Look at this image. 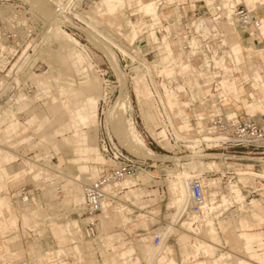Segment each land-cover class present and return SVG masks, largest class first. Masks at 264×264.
I'll list each match as a JSON object with an SVG mask.
<instances>
[{
  "label": "rangeland",
  "instance_id": "obj_1",
  "mask_svg": "<svg viewBox=\"0 0 264 264\" xmlns=\"http://www.w3.org/2000/svg\"><path fill=\"white\" fill-rule=\"evenodd\" d=\"M60 1L64 2V0ZM149 1L151 0H140L141 5ZM164 1L165 3L167 2V0ZM187 1L198 2L199 10L201 11V15L198 17L211 18V10L204 1L183 0L182 2L186 3ZM85 2L87 6H90V12L87 13L86 17L91 30L81 28L79 29L80 32L77 30L67 32L63 29L64 20L59 21V24H55V27L50 24L49 15L52 8L48 5L49 0H0V197L9 200L13 211L18 216V227L16 229L0 232V264H39L40 254L45 255L48 252L57 250L59 243L53 229L55 227H63L68 222L73 221L80 223L79 227L85 223V211L83 209L84 184L91 183L97 179L101 170L107 166V163L101 166L89 164L90 167L97 166L96 177H92V179H78L76 177V181L74 180L73 177L78 175L79 171L77 165L70 161L74 157L72 148L65 145L57 152L51 144L54 127H56V118L60 112V104H58L60 101H88L89 98L93 101H100L96 123L97 149L98 154L106 159V154L102 150L100 142L102 137H107V143H110V139L113 138L114 143L119 144L122 148H124L122 144L126 146L121 139V127L125 119V108L121 104V99L119 100L122 93V76L132 102L133 117L137 128L146 141L147 147L160 156L157 160L151 159L148 161L151 166L148 174L141 172L133 177L126 178L134 180L135 183L138 182L137 188L142 189L136 191V193L141 197L135 199L134 194L127 193L129 190L124 191L120 197V206L115 210H107L101 216L99 236L95 243H93L92 239L84 237L83 232L78 231V225L76 228L71 227L70 229L72 230L66 232L69 236L67 246H82L87 253L86 256H89L85 257L83 262L88 263L91 258L89 251L86 250L90 246L88 243L93 246L90 252H95L94 257L97 259V264H104L102 252L112 256L133 245L137 250V256H140L139 246L141 244L143 245L144 256L145 253L152 251L151 243L155 232L162 231L166 223L170 224L171 214L175 212V209H170L172 204V195L169 190L171 183L178 172L183 170L182 164L187 165L190 163L195 152L198 151L200 154L208 153L202 150H193L192 146L190 152L189 148H184L180 151L175 150V147L167 141H162L159 138L158 140L153 139L151 132L158 133L156 115L151 103L154 100H150V103L145 106L152 116V121L148 124L142 121L140 107L137 103L139 100L135 92L134 80L136 78L147 80L146 83L150 85V88L151 82L160 83L161 80L169 88H177V86L185 83L187 77H182L179 68H177L175 79H170L169 83L168 77L159 74L156 71V67H154V61L160 60V57H158L160 55L157 56L158 52L160 54V50L156 48V44L153 47V43L150 42L152 45L149 44L147 48H140L142 40H147L148 28L144 29L143 33L139 32L140 38L136 40L138 35L136 36V33L127 26V21L131 20L139 26L143 23L150 24V22L149 18L143 16L142 11L136 5L137 3L131 1L125 10L110 16L106 12L107 8L103 0H92V3L91 0L90 3L85 0ZM213 2H217V6L222 7L221 10H214V16L225 17L228 21H231L230 26L235 27L236 33V29L239 26L236 24L235 16V7L237 5H241V7L248 9L250 12L255 11L254 13L258 14L260 18L264 17V5L259 6L260 4H258L253 9H250L245 0H213ZM231 4L234 5L233 11L225 15L226 7ZM176 5L163 11L165 14L172 11L176 13L173 18H170L171 20L174 17L186 15L190 11L187 8L184 13L180 12L179 9H176ZM43 11H45V14ZM46 13H49V15L46 16ZM188 16L196 18L194 13L191 15L189 12ZM69 18H71L70 21L66 18L68 22L75 25L73 18ZM166 26L168 25L165 24ZM173 29L175 28H170V33L165 32L164 28L158 29L159 38L162 39L163 35L172 34ZM60 32L77 40L80 43V45H77L79 47H74L75 44L70 39L63 40L58 37ZM217 42L218 40L212 41L213 44ZM83 45H86V47H83ZM245 46L248 50H260L261 55L252 60L247 59L246 65H255V67L261 69L262 75L259 77L264 79V43L254 45L252 41H249V43H245ZM181 48V46L177 45L174 49L175 53L181 55L182 51L179 50ZM214 50H216V46ZM85 51H87L92 60H90ZM229 51V47L225 48L226 57H228ZM113 52L118 58V66L122 72L117 70L112 64L111 54ZM125 53L130 54L135 60L126 57ZM79 54L80 58L77 56ZM144 54H147L145 55L146 57L143 56ZM146 62L148 64L151 62V66ZM193 62L194 66L198 67V59H194ZM242 64L245 63L242 62ZM227 65H230L229 58H227ZM248 66L247 68L252 71H246L247 68L245 67L244 71L242 69L243 73L236 74L234 78L239 79L241 81L240 87L245 88L246 95L241 97L240 101L242 102L245 98L249 105L246 104L247 106L242 107L240 101H232V104L237 103V106L228 105L227 103L223 105H225L226 110H235L242 117L250 116L263 125L264 83L257 82V79L244 83L245 77L249 75L252 78L255 70ZM147 71L150 72L152 77L154 76L152 78L153 81L150 80ZM208 75H211V73ZM222 75L224 74H219L220 78L217 80L218 82L220 80L221 86L226 88L227 81L221 79ZM200 83L204 84L203 80ZM214 84H217V81ZM254 84L257 85V90L253 89ZM188 91L190 92L189 89ZM159 92L157 90L160 100L164 101L161 92ZM252 93L255 95L254 101L257 102L256 104L260 109L255 111L254 116H252V110L249 107L253 104V99L251 100L247 96V94ZM187 99L189 100L190 98L185 97V100ZM117 101L118 103L116 104ZM184 102L187 103L186 107H188L189 101ZM114 105L115 107L111 111ZM193 108L197 109L199 105L194 104ZM110 111L111 118L109 122ZM194 111L193 109L186 110L184 115L185 118H188L184 122L186 129L193 126ZM16 116L19 121L15 123L14 119H16ZM33 116L35 117L34 123L29 124L28 121ZM14 125H16V132L15 130L13 132L10 131L9 128ZM126 140L132 147L129 138V124L126 129ZM124 150L128 151L126 148ZM128 152L131 153L130 151ZM228 155H230V158L227 160L224 159V156H216L223 160L217 161L219 170L214 171L221 172V174L226 171L230 172L225 179L219 174L215 178L221 179L219 186L212 189L213 192H217V201L219 200L220 202L223 195L228 196L231 182L238 183L247 198V202L250 203L253 200L260 202L264 209V180H262V177L259 178L260 175H264V149L250 147L241 150H230ZM208 158L210 157H206L204 161L211 162L212 160ZM62 168L66 169L62 171ZM249 168L253 170H247ZM207 171L203 170L202 174H198V171L192 169V174L201 178L205 186V181L212 179L207 173L205 176L208 179L205 180L203 178ZM31 172L33 174H29ZM241 172L249 174V176L256 179L239 174ZM60 173L66 174L62 177ZM246 178L249 179L245 181ZM52 180L57 184V188H60L59 190H56L55 186L53 188L51 186L50 189V186L45 182ZM240 180L243 181L240 182ZM176 182L178 184L177 178ZM73 184L75 187L72 193L77 190L82 198L79 207L72 206L70 201L72 195L69 192V186ZM156 189H160L161 194L165 192V195L161 196L158 191H152ZM22 193H28L29 202L23 201L24 196ZM209 193L210 190L207 188L208 198L210 197ZM148 195L150 196L148 197ZM128 196L132 197L131 200L134 202V207H130L133 209L132 213L127 215L128 218H131L130 221L127 224H123L126 206L131 204L126 202ZM32 199L34 204H31ZM148 203H151L149 207H147ZM250 210L251 207L242 212L237 208V205H234V207L225 211L223 216L215 218L217 231L222 241L221 247H217V249L222 253L233 251L235 255V257L232 256L228 260L229 264H241L242 261H246L250 257L240 248L232 249V243L228 244L226 240L231 233L233 235V231L237 229L240 219L247 216L251 223L255 225L253 230L263 232L264 235V223L257 225V220L253 221L250 216ZM255 211L261 214L264 212L261 209H255ZM33 212L37 213L36 217H33L34 214L30 215ZM142 213H146V216H141ZM148 214L151 216L148 217ZM24 215L28 216L29 223L24 222ZM8 219L9 216L5 215V221ZM200 219H196L194 215L185 216L179 225L182 224L186 229L192 223L198 221L195 224L198 226L196 235L199 238L208 239L207 233H204L206 227L200 225ZM2 220H4V217ZM143 221L147 223V227L142 225ZM222 221H226L229 225L227 233H224L219 227V223ZM103 233H108L109 235L119 234L121 237L105 240ZM148 237H150L149 242H146V240L142 242V238ZM178 239L189 241L192 237L175 231L166 242L167 246H171L174 249L176 261L179 264H184L182 262V249ZM71 240L75 243L72 244L73 241ZM82 240H84L83 244L80 243ZM6 247H9V249ZM113 248H115V252ZM242 255H244V258H241ZM77 257L76 254L70 252L66 256L55 258L53 264H62L63 262L79 264ZM199 260H205V257L200 255ZM145 261L141 260V264H146Z\"/></svg>",
  "mask_w": 264,
  "mask_h": 264
},
{
  "label": "crops",
  "instance_id": "obj_2",
  "mask_svg": "<svg viewBox=\"0 0 264 264\" xmlns=\"http://www.w3.org/2000/svg\"><path fill=\"white\" fill-rule=\"evenodd\" d=\"M131 1H135L137 3L136 5L142 11L143 16L149 18L150 24L143 23L141 26H139L138 24H134L133 21L128 20L127 26L136 33V36L138 35L139 32L143 33V30L148 28L147 40H142L140 48H143L146 45L148 46L149 44L152 45V43H153V47H155L154 44H156V48L160 50V54L159 52L157 53V56L160 55L158 56L160 57L159 58L160 60L154 61V67H156V71L161 75L167 76L168 77L167 80L169 83H170L169 81L170 79L171 80L175 79V74L177 73L178 70L177 68H179V72L182 77L184 78L187 77L185 83L177 86V88H172V87L169 88L168 85L165 84L163 80H161L160 83L151 82L150 83L151 88L150 85L146 83L147 80L145 81L144 78L143 79L136 78V80H134L135 92L139 100L137 101V103L139 104L140 107L142 121L145 122V124H148L150 121H152V116L150 112H148V110L145 108V106L150 103V100L156 101V98L160 100V97L157 94V90L161 92L164 101H168L171 107H176L178 109V112L182 116H184L186 114L187 108L190 106L192 101L203 100L205 97H207L206 96L207 91L205 92V88L211 86L210 81H212V83L215 82V79L217 77H220L219 74L222 73L224 75H222L221 79H225L227 82H226V88H224V86L223 87L221 86L222 91L220 92V95L225 97H230V101H225V103H227L228 105L237 106V103L232 104V101H240L241 97H245L246 94H245V88L240 87L241 81H239V79L234 78V76L238 73L240 74L243 73V71L245 70L244 68L245 67L247 68L248 66L246 65L247 59L252 60L255 57L260 56L261 53L260 50L257 49L248 50L246 48L245 46L246 41L243 39L241 35V29L238 28L239 26L236 29L237 30L236 33L235 27L230 26L231 21H228L225 17L214 16V10L222 9V7L217 6V2L214 3L213 0H200V1H204L205 4L211 10L212 16L211 18H207V19L193 18L188 16L189 12L191 13V15H193L194 13V16L201 15V11L199 10L200 6L198 5L197 1L194 3L191 1H187L186 3H184L182 2L183 0H173L169 2L167 0V2L165 3L166 5H164L162 8L159 6L158 0H151L142 5L140 0H103V3L107 8L106 12H108L110 16H113L116 15V13L125 10L126 6L130 4ZM245 1L247 5L250 7V9H253L258 4H260L259 6L264 5V0H245ZM175 4H177L176 9H179L180 12L184 13L187 10V8L188 11L189 10L190 11L186 13V15L184 14L178 17H174V19L172 20H177L180 22L182 20L181 18L184 17L188 22L187 23L188 26H191L192 24L195 27L196 31L200 33L201 36L205 39L217 40L219 35H222L223 37L222 43L226 46L229 45L228 47L230 48L228 57H226L225 55H217V50H214L213 56L212 58H210L208 53L206 52L205 44L203 43L202 39H200L199 37L197 38L194 37L192 39L190 43L191 49L188 50H185V48L179 49L180 51H182L181 55H178L174 51L177 45L182 47V45H180L179 42L170 40L168 37L169 35L168 36L163 35L162 39H160L157 31L158 29L161 28H164L165 32L170 33V28L172 27L175 29H179V32L186 34L185 30L183 31L184 26H182L181 24H175L173 26L171 25L170 18L171 17L173 18L174 14H176L174 11L167 14L163 12L166 8L169 7L172 8V6H174ZM233 9H234V5L231 4L227 6L225 15H228L229 12L233 11ZM261 19L263 21V28L261 29V31L257 33L259 36L262 37L264 41V17H261ZM165 24L168 26L165 27ZM142 26L143 28H141ZM252 35L253 36L250 38L249 41L255 40L254 36H256V33L252 32ZM139 38L140 36L138 35L136 40ZM74 47H79V46L74 45ZM212 48L215 47L213 46ZM248 54H250L249 57ZM77 56L79 58L81 57L80 54ZM198 57L203 60V65L205 67L214 65L216 67L215 68L216 71L211 73L210 70L209 73H211V75H208L209 73H207L206 69H202V68L198 69V67H195L193 64L194 63L193 60L197 59ZM227 58L230 59V65H227ZM242 62L245 64H242ZM150 63L147 64L151 66ZM248 67L255 70L253 71L252 78H250V76L247 75L244 81L248 82L257 79L256 80L257 82L264 83V79L260 78L262 75L261 69L255 67V65ZM248 70L250 69L247 68L246 71ZM221 71L223 72L220 73ZM147 73L150 80L153 81L152 78L154 76L152 77L149 71H147ZM201 80H203L204 84L200 83ZM188 89L190 90V92L188 91ZM253 89L257 90V85L254 84ZM247 96L251 100L253 99V104L250 105L249 107H251L252 116H254L255 111H258L260 109L256 104L257 102L254 101L255 95L252 93V94H247ZM185 97L190 99L185 100ZM184 101L187 102L189 101L188 107H186L187 103ZM181 103L183 104L184 108L180 107ZM247 103L248 101H246V99L244 98V100L241 102L242 107L249 105ZM58 104H60V112L58 113V117L56 118V127H54V135H52L51 144L53 145L54 149L57 152H59L65 145L70 146L72 148L74 157L70 159V161L77 165V169L79 171V174L73 177L75 181L77 179L76 177H78V179L81 178L92 179V177H96L97 166L90 167L89 164L101 166L102 164L107 163L105 157H101L100 154H98V149H97L96 123H97V110L100 105V101H93L91 98H89L88 101H60V103ZM203 104L204 103L202 101L201 105ZM202 111L203 110L200 109L199 107L195 109V114L199 116L200 113H202ZM234 112L235 110H233L231 114H233ZM15 118L16 119H14V122L16 123L19 120L17 119V116ZM34 118L35 117L33 116L28 121V123L29 124L34 123ZM187 120L188 118H185L184 122H186ZM15 126L16 125L9 127L10 131L13 132L16 129ZM181 128H185L184 123L183 125H181ZM138 132L140 134L139 129ZM140 136L147 147L146 141L144 140L143 136L141 134ZM151 136L153 139L158 140L160 134L158 133L155 134L154 132H151ZM147 148L150 149L149 147ZM150 150L153 153H155L152 149ZM195 153H199V152L197 151ZM206 155L207 157H211L209 153H206ZM190 163L194 164L193 167L189 170L191 174H192V169L198 171V174H202L203 170H208L203 175V178L205 180L208 179L205 176L206 173H209L212 170L213 171L219 170V166L217 162H213V161L206 162L204 160H193L190 161ZM66 168H62L61 170L63 171V169ZM247 170L251 171L253 169L249 168ZM29 174H33V173L31 172ZM65 174L66 173H60L62 177ZM228 174H230V172L228 171L223 172L221 174V177L225 179L228 177ZM239 174L247 177H251L249 176V174H246L244 172H241ZM248 179L249 178H246L245 181H247ZM262 180L264 179L262 178ZM241 181L243 180H240V182ZM45 182L50 186V189L51 186L52 188L53 186H55L56 190L60 189L57 188V184L54 182V180L45 181ZM205 182H206L204 186L205 209L202 215L195 217L196 219L201 218L200 225L206 227L204 233L205 232L207 233L208 239L199 238V236L196 235L198 226H196L195 224H197L198 221H195V223H192L191 226L187 227L186 229L183 227L182 224L179 225V223H181V221L184 218H181V220H179L177 224H174L172 226L174 231L171 232L170 237L174 234L175 231L176 232L179 231V233L181 234L183 233L189 237H192V239L189 241H183L182 239H178V243L182 249V253H181L182 262L184 264H229L228 260L232 256L235 257V255L233 251L222 253L220 252L219 249H217V247H221L220 244L222 241L217 231L215 218L223 216L225 211H228L231 207H234V205H237V208L242 212H245L247 208L251 207L250 216L253 219V221L257 220V225H259L260 223H264V212H262L261 214L260 212L255 211V209H261V211H264V209L261 206V203L255 200L248 203L247 198L244 195L242 188L238 183L231 182L229 185L228 196L223 195L219 202V200L217 201V192H213L212 189L217 188L219 186L221 179L220 180L209 179ZM137 183H135L134 180L125 179L124 182L118 184V186H120L121 189H128L129 191L127 193L134 194L135 199H138L141 196L138 193H136V191L141 190L142 188H137L138 185ZM74 187H75L74 184L69 186V192L72 195V199L70 200L72 203L71 202L70 203L74 207H79L82 202V198L77 190L76 192L74 191V193H72ZM207 188H209L210 190L209 198L207 197ZM110 189H112V186L108 188V191H110ZM169 190L172 195V199H171L172 204L170 205V209L171 210L175 209V212L171 214L170 224L166 223V227L160 232L163 234L167 232L168 226H171V224L173 223V220L182 204L181 190L176 182V177L171 183ZM131 199L132 197L128 196L126 202H131L132 204H134V202ZM31 204H34L33 199L31 201ZM150 204L148 203V205ZM125 210L126 211H125V215L123 216V224H127L130 221L131 218H128L127 215L131 214L133 209L130 208V205H127ZM217 212H219L218 215ZM33 214H34L33 217L37 216L36 215L37 213L35 212H33L30 215ZM5 215L9 216V219L7 221H5ZM141 216H146V213H142ZM150 216L151 215L148 214V217ZM3 217L4 220H2ZM0 219H1L0 232L10 229L14 230L18 227V216L13 211L12 204L9 202L7 198L0 197ZM28 219H29L28 216L24 215L23 220L25 223H29ZM79 224L80 223H78L77 221H73V222H68L63 227L62 226H60L59 228L55 227L53 231L59 243V247L57 250L53 252H48L45 255L40 254L39 264H53L55 258L61 257L63 255L66 256L67 253L70 252L78 256L77 258L79 264H97L96 262L97 259L94 257L95 252L94 251L92 253L90 252L91 249L93 248V246H91V243H88L90 246H88L89 248L86 249L87 251H89L91 256L90 261L88 260V263L83 262L85 257L87 258L88 255L86 256L87 253L82 246L79 245L73 247L67 246V243L69 241L68 239L69 236L66 234V232H68V230L69 231L72 230L70 229L71 227L76 228L77 225L79 228ZM142 225L144 227L145 226L147 227V223L144 221L142 222ZM254 226L255 225L251 223L250 219L247 216H244L243 219H240L238 221L237 229L233 231V235L231 233V235L228 238H226L228 244L232 243V249L240 248V250H243L246 253V255L250 256L249 259H247L246 261H242L241 264H264V235L263 232L253 230ZM219 227L224 233H227L229 230L228 228L229 225L226 223V221L220 222ZM103 234L105 240L120 236L119 234H111V235H109L108 233H103ZM98 236L99 234L95 238H92V241H94L93 243L96 242ZM149 239L150 237L142 238V242H145L144 240H146V242H149ZM83 241L84 240L80 241V243L83 244L84 243ZM74 243L75 242L73 241L72 244ZM153 243H154V236H153V242L151 243L152 248H153ZM6 248L9 249V247ZM125 249L126 250L120 252L119 254L117 253L116 255H112V256L102 252L104 264H141V260L145 261V257L146 256L149 257V255H151L152 253L151 251L147 252L145 253L144 256L142 244L139 246V253L141 257L137 256V250L133 245ZM113 250L115 252V248H113ZM200 255H203L205 257V260H199ZM147 257L145 263L149 264V260L147 259ZM241 258H244V255H242ZM62 264H67V262H63ZM154 264H179V263L175 259L174 249L171 246H167V244H165L162 251L160 252V255L155 260Z\"/></svg>",
  "mask_w": 264,
  "mask_h": 264
},
{
  "label": "built area",
  "instance_id": "obj_3",
  "mask_svg": "<svg viewBox=\"0 0 264 264\" xmlns=\"http://www.w3.org/2000/svg\"><path fill=\"white\" fill-rule=\"evenodd\" d=\"M60 1V0H59ZM63 1V0H62ZM69 3L66 6V11L63 17H59V13L63 11V8L59 11V5L55 6V17L60 22L64 20L63 29L67 32L71 30L87 29L91 30L90 24L87 22V13L90 12V6H87L85 0H68ZM90 3V0H88ZM92 3V0H91ZM85 4V6H84ZM159 6L162 8L165 1L158 0ZM250 12L248 9L238 5L235 8L236 24L239 25L241 29V35L249 43L250 38L253 36L251 28L258 29L261 25L262 19L256 13ZM85 16H84V15ZM78 16V17H76ZM196 16V18H201ZM72 17L75 25L68 22L66 18ZM180 22L177 20H170L171 25L181 24L184 26L186 34L179 32V29H173L172 34L169 35V39L179 42L182 48L185 50L191 49L190 43L194 37H199L205 44L206 52L209 57L212 58L214 48L216 46L217 55H225V48H228L222 43L223 37L219 35L218 42L216 44L212 43V39H205L198 33L195 27L191 24L188 26V22L183 17ZM80 32V31H79ZM177 32L181 33L178 34ZM248 36V37H247ZM255 40L252 41L255 45L264 43L261 36L256 32ZM81 39V37H79ZM86 47V45H83ZM146 45L143 48H147ZM144 54L143 56L146 57ZM142 56V58H143ZM198 59V69H206L207 73L211 70V73L216 71L214 65L205 67L203 65V60ZM221 71L220 73H222ZM217 77L215 82H211V86L206 87L207 97L203 100L192 101L187 109L195 110L194 104H198L202 113L198 116L194 113V123L189 129L181 128L183 125L185 116H182L176 107H171L168 101H160L156 98V101H152L153 110L156 115L157 131L160 136L158 137L162 141H167L175 147V150L190 149L191 146L193 150H202L208 152L211 157L208 158L213 162L222 161L223 159L216 156H224V159H229L230 150H241L247 148L254 149H264V124H259L250 116H240L236 111L231 114L232 111L226 110L225 101H230V97H225L220 95L221 85L220 80L218 82ZM217 84H214L216 83ZM246 83V82H244ZM203 101V105L201 102ZM181 108H184L181 103ZM195 112V111H194ZM107 137H102L100 142L102 150L106 154L107 166L103 168L97 179L91 183L84 184V203L83 209L85 211L84 220L85 223L79 227L78 231L84 233V237L88 239L95 238L99 234L100 228V218L108 210H115L120 206L121 199L124 191L128 189H121L118 184L124 181L128 177H133L138 173L148 174V170L151 167L149 165V160L146 158H141L135 156L128 151L124 150L119 144L114 143L113 138L110 139V143H107ZM207 139V141H204ZM191 149L189 150V152ZM209 177L215 179L217 175H221V172L210 171L207 173ZM139 177V176H138ZM137 177V178H138ZM108 186H112L110 191L107 190ZM191 188V203L187 208L188 213L195 212L199 213L204 204L203 195V183L201 179L194 178L190 181ZM155 191V190H152ZM159 195H165L160 189H156ZM24 196L23 201L29 202L28 193H22ZM150 195H148L149 197ZM128 203V202H127ZM131 203V202H130ZM130 207H134V204H128ZM151 205V204H150ZM148 205V207L150 206ZM186 211V212H187ZM187 216L184 213L183 218ZM166 227V224L164 228ZM163 228V229H164ZM159 232L154 234V244L160 245L162 242V235ZM170 239V237H169ZM168 239V240H169Z\"/></svg>",
  "mask_w": 264,
  "mask_h": 264
},
{
  "label": "bare ground",
  "instance_id": "obj_4",
  "mask_svg": "<svg viewBox=\"0 0 264 264\" xmlns=\"http://www.w3.org/2000/svg\"><path fill=\"white\" fill-rule=\"evenodd\" d=\"M66 1L67 0H64V2L57 1V0H49V3L50 4L48 3V5H50V7L52 8V10H51L50 15H49V13H46V16H48V15L50 16L49 17V22H50V24L52 26H54L55 24H59L60 23L59 20L58 19L56 20V17H55V15H56V13H55V6L60 4L59 5V11L61 10V8H63V11H61V13H59L60 14L59 17H63L64 16L63 15L64 12L66 11V6L69 3V1H67V3H66ZM47 9H48V6H47ZM43 12L45 14V11H43ZM46 12H47V10H46ZM76 17H78V16H76ZM70 19L71 18L68 17V20L69 21H70ZM262 28H263V21L261 22V25H260V27L258 29L251 28V31L254 32V33H256V32L261 31ZM54 29H56V28H54ZM94 31H96V30L94 29ZM57 32H59V31H57ZM58 37H60L63 40L70 39L72 41V43L75 44L76 46L77 45H80V43L77 40L70 38V36H68V35L62 34L61 32L58 35ZM85 52L88 55V57L90 58V55L87 53V51H85ZM125 56L126 57H130V59H132V60H135L128 53H125ZM111 57H112L111 58L112 59V64L114 65V67H116L117 70H119L120 72H122L121 69H119V66H118V58H117V56H116V54L114 52L111 54ZM90 60H92V59L90 58ZM121 84H122V93L120 94L119 100L121 99V104L125 108V112H124L125 119H124V122H123L122 127H121V139L123 140V142L125 143V145L127 147L124 146L121 142L120 143L122 144V146L124 148H126L128 151H130L131 153L135 154L136 156H140V157H145V158H148V159L157 160V159L160 158V156L157 155V154H155V153H153L150 149H148L146 147L143 139L141 138V136H140V134L138 132V129H137V126H136V122H135L134 117H133V106H132V103H131L129 94L127 92V89H126L125 81H124V79H123L122 76H121ZM117 103H118V101L116 102V104ZM115 105L113 106V108L111 109V111L114 109ZM111 111L109 113V122H110V118H111ZM128 124H129V138H130V142H131L133 148L138 153L131 147V145L126 140V129H127ZM108 125H110V123H108ZM204 141H207V139H205ZM139 153L142 154V155H140ZM206 157H207L206 154L194 153V155L192 156V158H191L190 161H193V160H204ZM193 165H194L193 163H190V164H187V165L182 164L183 170L179 171L178 174L176 175V178L178 180V185H179V188L181 190L182 204H181V206H180V208H179V210H178V212H177V214H176V216H175V218L173 220V223L171 224V226H168L167 232L165 234L161 233V235L163 237L161 244L160 245H155L153 243V248H152L153 250L151 251L152 252L151 255L148 254L149 257L146 256L147 259L149 260V264H154L155 263V260L160 255V252L162 251V249H163L164 245L166 244L167 240L169 239L171 232L174 231L173 228H172V226L174 224H177L178 221L181 220V218H183L184 213L185 214L187 213V216H190V215L200 216L204 212V209H205V192H204V190L205 189H203L204 204L202 206L201 211L199 213H195V212L188 213V211H187V208L190 206V203H191L190 181H191V179H194V178L201 179L198 176H193V174L190 173L189 170L193 167ZM260 177H262L264 179V175H262V176L260 175ZM188 178H190V179H188ZM201 181H202V179H201ZM110 187L111 186H108V188H110ZM203 187H204V185H203ZM108 188H107V190H108ZM83 192H84V190H83Z\"/></svg>",
  "mask_w": 264,
  "mask_h": 264
}]
</instances>
